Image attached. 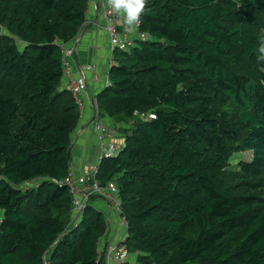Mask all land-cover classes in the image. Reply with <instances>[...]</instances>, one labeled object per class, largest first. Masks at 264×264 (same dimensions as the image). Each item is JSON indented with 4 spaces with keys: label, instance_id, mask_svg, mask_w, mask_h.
Wrapping results in <instances>:
<instances>
[{
    "label": "trees",
    "instance_id": "trees-1",
    "mask_svg": "<svg viewBox=\"0 0 264 264\" xmlns=\"http://www.w3.org/2000/svg\"><path fill=\"white\" fill-rule=\"evenodd\" d=\"M87 6L0 0V264H99L106 217L72 223L66 183L80 110L61 45ZM140 30L96 95L124 139L97 177L118 185L129 264H264V0H148Z\"/></svg>",
    "mask_w": 264,
    "mask_h": 264
},
{
    "label": "built area",
    "instance_id": "built-area-1",
    "mask_svg": "<svg viewBox=\"0 0 264 264\" xmlns=\"http://www.w3.org/2000/svg\"><path fill=\"white\" fill-rule=\"evenodd\" d=\"M87 21L91 14L97 12L103 22V30L109 37L111 50V65L114 62V53L119 50L129 49L137 40H147L149 37L140 30L141 23L137 26L134 33H130L125 25L122 14H116L108 6L107 0H87ZM63 61V84L72 93L80 110V117L84 109V95L88 90V78L84 69L76 70L73 65L76 54L75 47H69L66 44L61 45ZM110 65V66H111ZM86 69H95V66H87ZM109 83V75L107 82ZM153 117V115H151ZM106 117L100 113L97 98L94 100L92 111V128L96 136L93 149L99 156L98 161L91 164L78 177H74L71 171L66 183L70 187L73 197L72 223L77 224L84 216L86 207L92 203V198H100L107 202L112 209L122 219L126 226L123 216L122 202L118 195L119 188L114 181L105 184L97 177L99 165L103 158L116 155L123 147L124 139L120 134L119 125L115 122L106 121ZM127 227V226H126ZM125 227V228H126ZM127 232L121 240H111L98 247L99 264H128L131 260V252L126 246L125 241ZM101 261V262H100Z\"/></svg>",
    "mask_w": 264,
    "mask_h": 264
},
{
    "label": "crops",
    "instance_id": "crops-1",
    "mask_svg": "<svg viewBox=\"0 0 264 264\" xmlns=\"http://www.w3.org/2000/svg\"><path fill=\"white\" fill-rule=\"evenodd\" d=\"M90 16L88 19L90 21L86 19L78 35L66 43L67 46L75 47L76 49L73 61L74 68L77 71L84 69V73L88 78V90L83 97L85 103L83 114L73 134L74 149L71 171L74 177H78L76 175H80L79 173L83 171L82 156L87 161V158L90 157L89 153L93 150L92 147L95 146L96 136L91 124L94 100L96 95L105 87L111 65L109 37L103 30L102 19L97 12ZM90 65L95 66V69H86ZM106 118V121L114 123L112 119ZM92 204L104 213L108 223L107 234L100 240V243L121 240L127 232L125 231L126 228L124 229L125 233L119 231L121 227H126L121 217L110 209L107 202L103 199L96 198ZM131 261L134 263L133 257H131Z\"/></svg>",
    "mask_w": 264,
    "mask_h": 264
},
{
    "label": "clouds",
    "instance_id": "clouds-1",
    "mask_svg": "<svg viewBox=\"0 0 264 264\" xmlns=\"http://www.w3.org/2000/svg\"><path fill=\"white\" fill-rule=\"evenodd\" d=\"M148 0H107L108 6L116 14H122L125 25L130 33H134L145 14ZM257 62L264 63V38L257 46Z\"/></svg>",
    "mask_w": 264,
    "mask_h": 264
},
{
    "label": "rangeland",
    "instance_id": "rangeland-1",
    "mask_svg": "<svg viewBox=\"0 0 264 264\" xmlns=\"http://www.w3.org/2000/svg\"><path fill=\"white\" fill-rule=\"evenodd\" d=\"M93 148V147H92ZM76 153V151H75ZM90 157L86 159L84 158V156H82V166H83V171L86 169H88V167H90L91 164L95 163L96 161H98L99 156L96 155V152L94 151V149L89 153ZM252 156V152L250 151H246V152H238L235 154L234 158H233V163L237 164L239 161L241 160H248L250 159ZM74 170V169H73ZM83 171H81L79 174H81ZM79 176V175H76ZM125 227H121V229L119 230L121 233L124 232ZM115 230V228H114ZM125 231H127V227L125 229ZM125 233V232H124ZM131 261V260H130Z\"/></svg>",
    "mask_w": 264,
    "mask_h": 264
},
{
    "label": "water",
    "instance_id": "water-1",
    "mask_svg": "<svg viewBox=\"0 0 264 264\" xmlns=\"http://www.w3.org/2000/svg\"><path fill=\"white\" fill-rule=\"evenodd\" d=\"M110 68H111V66H110Z\"/></svg>",
    "mask_w": 264,
    "mask_h": 264
}]
</instances>
